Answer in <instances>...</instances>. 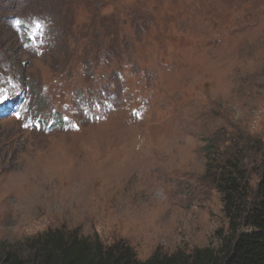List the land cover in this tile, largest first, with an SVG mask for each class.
<instances>
[{
	"label": "rangeland",
	"instance_id": "obj_1",
	"mask_svg": "<svg viewBox=\"0 0 264 264\" xmlns=\"http://www.w3.org/2000/svg\"><path fill=\"white\" fill-rule=\"evenodd\" d=\"M0 98V264L215 247L217 167L264 157V0H0Z\"/></svg>",
	"mask_w": 264,
	"mask_h": 264
},
{
	"label": "trees",
	"instance_id": "obj_2",
	"mask_svg": "<svg viewBox=\"0 0 264 264\" xmlns=\"http://www.w3.org/2000/svg\"><path fill=\"white\" fill-rule=\"evenodd\" d=\"M16 100L12 102L14 106ZM261 162V163H260ZM259 179L249 170L245 157H228L214 175L222 197L227 230L217 231L218 245L162 255L158 251L148 260L138 259L125 242L106 246L99 239L47 231L32 241L38 251V264H264V157ZM12 264H22L15 258Z\"/></svg>",
	"mask_w": 264,
	"mask_h": 264
},
{
	"label": "snow or ice",
	"instance_id": "obj_3",
	"mask_svg": "<svg viewBox=\"0 0 264 264\" xmlns=\"http://www.w3.org/2000/svg\"><path fill=\"white\" fill-rule=\"evenodd\" d=\"M6 102H7L6 98H0V103H6Z\"/></svg>",
	"mask_w": 264,
	"mask_h": 264
}]
</instances>
